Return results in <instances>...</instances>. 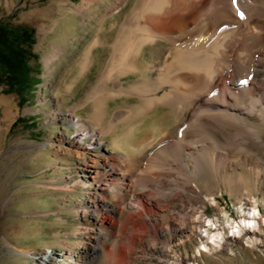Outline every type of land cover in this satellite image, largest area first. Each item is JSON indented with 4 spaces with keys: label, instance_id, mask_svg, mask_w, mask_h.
I'll list each match as a JSON object with an SVG mask.
<instances>
[{
    "label": "bare ground",
    "instance_id": "obj_1",
    "mask_svg": "<svg viewBox=\"0 0 264 264\" xmlns=\"http://www.w3.org/2000/svg\"><path fill=\"white\" fill-rule=\"evenodd\" d=\"M107 1L67 3V13L86 15ZM109 9L76 63L77 76L63 89L70 94L93 69L99 71L70 115L80 145L72 153L90 155L86 168L95 185L114 198H124L130 187L126 192L121 181L134 174L130 184L139 185L141 192L126 206L147 214L142 204L150 196L147 192H153L154 198L175 192L170 189L175 184L166 187L164 181L182 178L174 187L178 191L174 197L193 187L201 191V178L229 169L231 151L251 155L255 148L264 149V0H115ZM110 19L115 21L106 29ZM60 53L58 49L53 58H60ZM80 109H89L90 117L81 118ZM112 134L110 149H121L116 161L92 153ZM142 160L147 162L145 167L140 166ZM212 200V206H217ZM183 207L173 204L147 220L174 214L185 239L177 238L178 243L196 240L199 257L214 250L231 254L233 242L252 248L264 242V218L256 207L243 209L239 220L227 221L232 234L225 232L224 219L207 217L192 205ZM172 243L166 241L168 253L161 258L178 257L169 254ZM70 260L71 256L52 251L33 261L65 264Z\"/></svg>",
    "mask_w": 264,
    "mask_h": 264
},
{
    "label": "rangeland",
    "instance_id": "obj_2",
    "mask_svg": "<svg viewBox=\"0 0 264 264\" xmlns=\"http://www.w3.org/2000/svg\"><path fill=\"white\" fill-rule=\"evenodd\" d=\"M114 1L80 15L67 13V3L74 5L79 0H0V24L29 29L34 37L28 52L33 77L30 89L9 92L6 82L0 83V264H34L37 255L52 251L71 256L65 264H170L172 260V264H264V242L258 248L233 242L231 254L214 250L212 255L199 257V242L178 243L177 238L184 236L178 232L174 214L147 220L173 204L184 209L192 205L207 217L224 219L227 234H232L227 221L239 220L243 209L256 207L264 218V149L255 148L251 155L231 151L229 169L220 175L211 173L210 181L201 178V191L193 187L174 197L178 192L174 187L182 178L164 181L166 187L175 184L170 187L175 192L156 199L153 192H147L150 196L142 203L147 214L126 206L141 192L139 185L130 184L134 174L121 181L126 192L130 187L128 195L114 198L92 182L86 168L90 155L72 153L80 147L75 138L78 129L70 116L72 106L84 100L99 71L93 69L82 86L73 87L75 94H65L63 89L77 76L76 63ZM114 21L107 20L104 27L110 28ZM116 29L111 32L113 37ZM56 49L61 50L58 59L53 58ZM6 74L0 65V75ZM78 115L88 119L90 110L80 109ZM112 136L104 137L103 146L93 148L92 153L116 161L121 149H110ZM79 143L87 146L84 141ZM145 164L140 161L141 167ZM212 199L217 206H212ZM121 207L123 211L118 210ZM262 233L264 240V229ZM168 239L173 242L169 254L176 258H161L168 253L164 247Z\"/></svg>",
    "mask_w": 264,
    "mask_h": 264
},
{
    "label": "trees",
    "instance_id": "obj_3",
    "mask_svg": "<svg viewBox=\"0 0 264 264\" xmlns=\"http://www.w3.org/2000/svg\"><path fill=\"white\" fill-rule=\"evenodd\" d=\"M33 43L31 30L0 24V65L7 71L5 76L0 75V83L6 82L9 92L31 87L33 77L28 52Z\"/></svg>",
    "mask_w": 264,
    "mask_h": 264
}]
</instances>
